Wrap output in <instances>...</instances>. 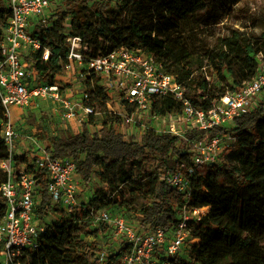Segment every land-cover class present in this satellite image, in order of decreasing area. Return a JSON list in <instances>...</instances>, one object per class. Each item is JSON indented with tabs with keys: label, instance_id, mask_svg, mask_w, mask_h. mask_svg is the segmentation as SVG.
<instances>
[{
	"label": "trees",
	"instance_id": "1",
	"mask_svg": "<svg viewBox=\"0 0 264 264\" xmlns=\"http://www.w3.org/2000/svg\"><path fill=\"white\" fill-rule=\"evenodd\" d=\"M114 2L62 0L63 8L56 11L54 25L36 32L51 49L48 61L39 53L31 57L41 71V79L52 83L63 73L66 39L68 34H76L82 36L93 57L119 46L148 49L163 69L185 87V96L198 108L207 109L215 97L240 89L257 73L259 59H264V35L255 39L238 27H231L226 35L207 46L191 40L189 33L195 27L186 25L192 19L201 26L222 18L217 13L218 0H121L118 8ZM79 4L88 5L90 22L76 18ZM10 14V8L0 0V39ZM218 61L224 65L218 66ZM97 104L103 109L102 100L97 99ZM180 108V102L169 95L160 97L154 105L157 114L179 112ZM3 119L0 103V160L10 156L1 135ZM110 119L106 117L98 131L90 132L84 124L82 131L52 137L47 149L53 157L74 158L83 181L93 180L107 188L97 186L80 213L63 215L47 225L39 247L22 252L18 259L21 264H117L122 249L101 262L97 255L100 243L84 239L79 221L88 218L90 209H104L112 203L108 190L124 183L130 193L142 199L136 210L141 225L147 229L170 227L177 220L174 207L181 204L183 197L159 174L177 171L187 174L190 180L189 204L207 206L209 210L200 219L188 222L194 241L186 255L183 251L170 258L171 262L264 264V101L236 119L231 128L234 140L221 155L223 159L196 167L191 174L190 154L180 148L182 141L178 137L146 129L138 142L114 131L108 124ZM219 132L221 128L197 129L186 136L204 138ZM12 162L16 167L24 163L34 171L33 160L26 153L14 155ZM35 178L41 194L37 211L42 218L49 210L57 212L59 208L48 195L45 170L38 169ZM6 179V172L0 170V186ZM3 214L0 201V222Z\"/></svg>",
	"mask_w": 264,
	"mask_h": 264
},
{
	"label": "built area",
	"instance_id": "2",
	"mask_svg": "<svg viewBox=\"0 0 264 264\" xmlns=\"http://www.w3.org/2000/svg\"><path fill=\"white\" fill-rule=\"evenodd\" d=\"M2 2L11 11L0 39V103L4 113L1 135L10 156L0 160V170L7 174L0 186V201L4 207L0 222V264H21L18 259L22 252L37 249L41 234L47 231V224H42L37 211L41 200L35 178L38 169L45 170L48 195L65 216L75 215L77 210L80 213L82 204L89 202L97 187L93 180L86 182L89 192L82 202L76 194L78 185L83 183L77 173V160L53 157L47 149L52 137L63 134L62 131L73 133L70 122L79 126L78 132L84 124L98 131L104 119L110 116L108 124L114 131L138 142L146 129L174 135L182 141L180 148L190 154L193 166L188 173L191 174L196 167L218 163L234 140L231 128L236 119L264 101L262 57L257 73L240 89L227 90L212 99L207 109H202L185 96V87L163 69L148 49L119 46L93 57L82 36L76 34H68L67 63L63 73L50 83L41 79V71L31 57L39 53L44 61L49 60L51 49L36 32L54 25L56 11L63 8L62 0ZM216 63L224 65V62ZM66 75L73 77L65 81ZM166 95L180 102L179 112H155L154 105ZM97 99L102 100L103 109L98 108ZM42 100L52 102L56 123H46V131H16V116L21 114V109L29 104L38 105ZM91 120L94 123H90ZM213 128H221L222 132L204 138L186 136L192 130ZM20 137L32 145L29 150L33 157H29L34 171H29L24 163L16 167L12 162L13 149ZM159 176L182 194L183 201L174 207L176 223L168 228L147 229L140 220L137 226L124 218L112 219L105 208L90 209L87 220L112 224L116 229L118 247L109 249L99 245L97 255L101 262L122 249L117 264H173L170 258L184 251L186 238L194 241L190 238L188 222L205 215L207 206L189 204L191 183L187 174L177 171L163 172ZM101 186L107 188L104 184Z\"/></svg>",
	"mask_w": 264,
	"mask_h": 264
},
{
	"label": "rangeland",
	"instance_id": "3",
	"mask_svg": "<svg viewBox=\"0 0 264 264\" xmlns=\"http://www.w3.org/2000/svg\"><path fill=\"white\" fill-rule=\"evenodd\" d=\"M114 1V7H120L121 0ZM218 1L219 4L217 7V13L219 15H222V18L218 19L217 23H211L209 25L204 24L201 26L197 25L198 22L192 19L193 22H190L186 25L187 27L196 28L191 30V32L189 33L191 40L198 43V45L207 46L215 41L216 38L226 35L231 27L245 29V31L253 35L255 39L261 38L264 35V0H238L237 2H233L232 0ZM75 16L78 20L86 22H90L92 19L91 10L89 9L88 5L85 4H79L77 6ZM69 23L70 19H67V28L69 27ZM90 51L91 49H89V52ZM201 51H203V49H201ZM201 51L199 53H201ZM67 77L68 78H64L65 81H70L73 76ZM215 83L219 85L217 80H215ZM72 94H75V92H73ZM74 97H76V95ZM53 112V104L51 101L42 100L40 101V103H38V105L29 104L21 109L20 115L16 116L17 124H15V130H22L23 133H30L34 129H41L42 131H46V123H56ZM69 127L71 128V131L73 133H77L78 130H81L75 122H70ZM88 128L90 132H92L96 127L90 126ZM59 131L62 130H58V132ZM65 132L62 131L63 134ZM35 135L39 134L35 133ZM41 138L42 137H39V139ZM22 139L23 138L20 137L19 140ZM15 150L16 149H13V155H21L26 152V154H28L31 158L33 157V153H31L32 151L29 150V147L23 148L18 152ZM222 159L223 158H221V160ZM82 182V184L78 185L76 194L82 202H85V197L87 196L89 189L86 182ZM94 185L100 187L102 183H97L95 181ZM107 194L111 197L112 203L106 205L105 208L109 211L112 219L124 218L133 225L138 226L137 223L139 221V216L136 214V210L139 208V205L142 201L141 197L130 193L126 187V184L124 183L112 188V190L109 189ZM77 213L78 210L76 214ZM63 215H65V212L60 209L57 212L49 210L42 216V224L50 225L58 221V219H60V217H62ZM79 222H81L79 231L87 241L95 240L103 247H109V249H113L112 247L114 246L118 247V241L115 240L116 229L112 224H100L90 219ZM191 243L192 241L186 238L183 252L184 255L188 253V247Z\"/></svg>",
	"mask_w": 264,
	"mask_h": 264
},
{
	"label": "crops",
	"instance_id": "4",
	"mask_svg": "<svg viewBox=\"0 0 264 264\" xmlns=\"http://www.w3.org/2000/svg\"><path fill=\"white\" fill-rule=\"evenodd\" d=\"M27 147H32V145L29 143V141H26V140H19V139H17L16 140V143H15V151H20V150H22L23 148H27ZM88 194V193H87ZM207 211H208V209H207Z\"/></svg>",
	"mask_w": 264,
	"mask_h": 264
},
{
	"label": "bare ground",
	"instance_id": "5",
	"mask_svg": "<svg viewBox=\"0 0 264 264\" xmlns=\"http://www.w3.org/2000/svg\"><path fill=\"white\" fill-rule=\"evenodd\" d=\"M207 209H208V208H207V207H205V211H207Z\"/></svg>",
	"mask_w": 264,
	"mask_h": 264
}]
</instances>
